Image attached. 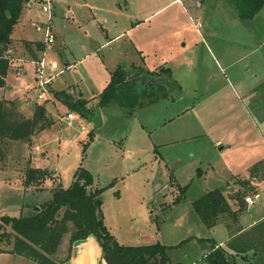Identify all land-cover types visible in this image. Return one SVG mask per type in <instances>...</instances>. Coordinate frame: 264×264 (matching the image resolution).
I'll return each mask as SVG.
<instances>
[{"label": "rangeland", "instance_id": "obj_1", "mask_svg": "<svg viewBox=\"0 0 264 264\" xmlns=\"http://www.w3.org/2000/svg\"><path fill=\"white\" fill-rule=\"evenodd\" d=\"M31 1L35 2L33 5L24 6L11 34L45 40L46 26L49 23L52 31L56 32L57 39L54 43H47V53L39 54V59L45 56L48 65L51 61H56L58 74L50 82L45 83L44 91L47 95L41 100L38 98L40 86L37 81L36 61H25V71L20 72L16 69L9 71L7 75L8 88L5 90V95L16 98L20 106L23 107L21 111L26 115L32 114V110L28 109L27 97H31L34 101L39 100L40 103L47 102V106L52 108L48 113L51 115L49 117L53 120L55 116V122L51 128L39 132L34 138L35 143L33 140H8V144L5 146L6 156L0 161V216L32 213L35 207L52 196V188L50 190L41 186L51 187L54 184L62 183L63 186L68 187L74 179L77 167L82 165L92 171L94 180L99 185L114 181V184L103 192V217L108 228L120 242L136 244L161 241L166 244H177L183 239L205 233L206 227L198 219V212L194 208L193 201L214 186L223 187L226 185L225 178L227 177L226 172H223L224 166L217 164L216 169L212 167L217 161L215 155L219 151H214L215 147L210 141L211 137L208 139L203 134H199L195 139H186L175 145L163 147L161 151L164 158H156L157 151L151 137L156 135L161 128L163 112L159 105L146 103L136 109L129 110L126 105L110 103L102 106L103 123L100 127L95 128L92 114L82 115L67 106L62 107L61 102L59 105H57L58 102H54V105L49 102L54 96L52 93L54 90L50 85L55 89H61L74 83L77 96L83 93V96L90 97L94 93H99L108 78V69L105 66L114 68L118 65L132 69L134 63L143 64L146 67H148L147 65L154 67L158 65L157 61L161 57L156 54L158 51L155 49V42L159 30L155 25L163 16L175 13L178 5L171 4L163 12L154 14L150 23L154 26L153 28L149 27V23H144L140 27L132 28V31L126 33L124 37L102 45L97 51L95 47L98 42L103 43L106 39V33H104L106 31H103L101 24L104 27L108 26L110 33L119 31L130 25L131 22L135 24L142 14L154 11L163 3L171 0H125L126 3L124 0H53L50 12L43 10L40 0ZM216 2L215 0H204L199 13L202 25L204 23L205 26L201 27L200 31L205 30L208 17L212 15L215 22L223 24L226 29L232 32L236 31L235 29L239 33L252 29L255 31L256 37L261 33L264 34V11L253 22L246 20L235 23L230 20L232 15L229 18L218 17L216 14L218 12L215 9ZM262 8L264 10V6ZM192 26L193 24H190L188 28L189 44L196 40L197 42L192 48L197 49V55L203 57L205 42L196 28L191 29ZM144 32H147V35L142 38L141 43L143 48L145 46L146 50L148 48L145 62L136 55V52L131 51L132 48L128 43L132 41L135 45L136 36ZM59 42L62 44L59 45ZM124 49L126 52L123 51ZM163 55L166 56L165 53ZM64 59H69L74 64L68 68ZM134 59H137V62L132 64ZM14 62L18 67L22 64L23 59L16 58ZM208 64L209 62L207 65L203 63L202 66L208 69ZM48 67L50 68V66ZM61 69H63L62 72ZM206 69L198 70V72L202 71V74L199 72L200 78L204 77L205 72L203 71H207ZM50 72L52 71L48 69L47 76ZM151 73L158 75L159 71L155 70ZM177 79L184 81L178 75ZM198 80L199 78L190 85L189 83L184 85V97L178 96L176 94L178 91L174 90L176 98L170 96L166 100L162 99L160 103L165 102L169 105V109L172 110L169 113H175L178 108L183 109L184 105L192 103L194 99L197 100L202 94H207L206 86L201 85ZM141 82L139 80L138 84ZM215 85H212V89L216 87ZM225 93L223 91L209 99L206 98L205 101L203 100L197 105L194 114L190 113V115L177 118L173 125H177L183 134L191 131V126L197 128L196 131L200 133L214 124H219V121L224 123L227 110V107L223 105V94ZM48 94L52 95L48 96ZM29 100L31 99L29 98ZM229 100V104L232 106L230 109L235 108L236 104L233 105L235 101L232 103L233 99L230 93ZM258 101L255 99V102L258 103ZM39 102H34L33 106ZM93 108H95L93 109L95 113L96 104ZM207 109L212 111L209 113V110L206 111ZM48 110L50 109L48 108ZM69 111H73L76 117L68 120L66 116ZM62 117V121L59 120ZM229 126L235 127L231 122ZM157 127L159 129H156ZM151 130H153L152 133ZM91 131L92 133H90ZM38 146H40L39 151L36 150L39 148ZM129 151H132L133 154L129 155ZM30 162L32 165L42 166L53 171L55 170L53 166L56 164V175L52 172L46 181L44 180V183L30 184L32 187L28 188L29 185L24 183V177ZM199 167H202L208 174L204 176L198 172ZM242 169L244 171V167ZM257 175L259 179L264 176V166L260 167ZM54 176L57 177L53 181L52 177ZM158 184H165V188L169 187L168 192L164 191L165 188L163 191H157ZM185 185L187 188L182 191L181 186ZM246 193L254 192L247 190ZM262 193L264 195V190ZM180 195H183V198L177 200ZM263 200L264 196L257 199L256 204L249 211H245V217L251 220L252 214L255 213L254 208H258L255 217H259L261 215L259 209ZM225 214L227 215V213ZM262 225L264 222L258 221L254 228ZM5 228L12 231L10 225ZM212 232L217 240H221L227 235L226 229L219 226ZM234 236L231 240L252 239L247 235L244 237ZM258 238L264 240L263 235ZM12 245L13 239L0 242L2 248L9 249ZM210 247V244L194 246V241L190 240L169 251L172 260L190 264L195 263L192 262L193 258H199ZM79 248L81 246H75L70 242V232H68L59 246L57 255L63 260L67 254L71 253V259L74 257V250ZM202 248L204 249L202 250ZM256 249H259L260 252L254 264H264V245L259 244ZM23 258L0 257V264H22V262L35 264L33 260ZM80 258L82 261L83 253ZM236 260L238 264H241L240 257L236 256ZM60 264L65 263L60 262ZM97 264H101L99 259ZM199 264L209 263L203 261Z\"/></svg>", "mask_w": 264, "mask_h": 264}, {"label": "crops", "instance_id": "obj_2", "mask_svg": "<svg viewBox=\"0 0 264 264\" xmlns=\"http://www.w3.org/2000/svg\"><path fill=\"white\" fill-rule=\"evenodd\" d=\"M215 1H217L215 3V9L217 10L216 12H218L216 13L218 17L229 18V16L232 15L231 16L232 18L230 20H232V22L235 23L236 21H246V20L253 22L256 18H259V16L262 14V11H264L262 10L263 9L262 8L252 18L242 19L234 11V9L231 8L227 0H215ZM34 2L35 1L29 0L28 3L25 4L24 6H27L29 4L33 5ZM171 4L178 5L175 13L163 16L159 20L158 24L155 25L157 26L156 29L159 30V32H157L158 36L155 42V49L158 51L156 54H159L161 57V59L157 61L159 64L155 65V67L150 65H147L148 67H146L143 64H136L134 62H137L138 59L137 57V59H134V61L132 62V64L134 63L132 69L126 67L123 68H126L128 72L132 73L133 76H137V78H139L138 80L142 81L141 89L142 88L145 89L148 86H152V85L165 84L166 87L165 94L160 96L154 102H149V99H143V103L140 104V105H145L146 103L147 104L151 103L152 105L154 104L159 105V107H161L163 112L162 113L163 119L161 120V125H160L161 128L159 129V127H157L156 129H159L157 131V134L152 135L151 137L152 142L155 145V150L157 151V153H155L156 158H164V154L161 151V148L163 147H167L169 145H175L176 143H180L186 139H195L196 136H198L199 134L200 135L203 134L204 136L208 137V139H210L211 137L210 141L215 147L214 151H219L218 154L215 155L217 157V161L212 167L216 169L217 164H221L222 166H224L223 172H226L225 174L227 176L225 178L226 185H223V187L220 188L223 190L224 194L228 198L233 213L231 212V214H227V215L221 214L219 216L217 223L212 227H207L200 218L199 214L197 213L198 219L201 221L204 227H206L207 230L205 233H199L198 235L210 236L215 240L217 245L225 246L231 252L233 253L235 252L236 256L240 257L241 264H254L255 256H256L254 253H256L258 250L255 249V242H257V240H254V238L258 235L264 236V226H260L258 228H254V227L258 221L264 222V200L262 201L261 208L259 209L261 215L256 218L255 216L257 215L256 211L258 210V208H254L255 213L252 214L253 217L250 220L247 217H245V211L246 210L249 211L251 207L254 204H256V202L252 205H248L245 202V200L239 201L235 197V192L244 189L239 179L250 177L251 176L250 169L252 168V166L258 161L264 159V104H261L264 103V34L261 33L258 37H256L255 31L252 29L248 31L244 30L241 33H239L237 29H235L236 31L232 32L231 30L226 29V27L223 24L220 25L217 22H215V20H213L212 15L208 17V22H206L205 30L200 31V28L205 26L204 23L202 25L201 16L199 13L201 11L200 10L201 6H203L204 4V0H202V2H200V0H171L167 3H163L154 11L142 14L140 17H138L139 19L135 21V24L134 23L132 24L131 22L130 25H127L126 28L120 29L119 31H114L110 33L109 27L108 26L104 27L103 24H101L103 31H106L104 32L106 33L105 34L106 39L103 43L98 42L95 48L97 51H99L102 45H106L107 43H112L115 40L124 37L126 33L132 31V28H135L137 26L140 27L144 23L145 24L149 23L148 24L150 25L149 27L153 28L154 26L150 24L152 16L157 12L159 13L163 12ZM97 20L99 19L97 18ZM190 24H193L192 26L193 28L191 29L194 30V28H196L200 37L203 38L205 42V50L203 53V57L201 55H197V49L192 48L193 45L197 42L196 40L193 41L194 43L191 42L189 44L190 41H188V38L190 36H189L188 28ZM54 34H55V40L50 43H54L57 39L56 32H54ZM146 35L147 32H144L138 34L135 40L132 38L135 41V45H133L132 41L128 42L132 48L131 51L136 52V55L139 56V58L142 59V61L144 62L148 55V48L147 50L145 49L146 46L143 48L141 42H142V38L145 37ZM11 36H12V43L9 46L10 49L9 53L12 54L14 58H13V64L11 65L9 71L11 69H16V71L23 72L25 71L24 62L28 60H33L32 59L33 56L30 50L27 49L26 47L27 45L25 41L26 40L36 41L39 39L26 38L22 36H13L12 34ZM137 37H138V41H137ZM40 40L43 41L46 46L44 51H39L38 53L40 55L44 53L45 55L48 50L47 47L48 42L42 39ZM60 44L62 43L59 42V45ZM123 51L126 52L125 49ZM164 53L166 56L163 55ZM16 58H18L19 60L23 59L22 64L20 63L22 66L19 65L17 67V65H15L14 61ZM64 61L68 68L74 64L69 59H64ZM208 62H209L208 69H211L210 71L206 69V67L202 66L203 63L207 65ZM105 67L108 69V78L104 87L111 79L113 71L119 68V66L117 65L114 68H110L109 66H105ZM202 68L203 70L206 69L207 71H203L205 72L204 77L201 76L202 78H200V73L202 71L201 72L199 71L200 72L199 73L198 70H201ZM213 69L214 71H212ZM155 70L159 71L158 75L157 74L153 75L151 73L152 71ZM145 74H148L150 76L149 77L146 76L144 78ZM177 75L180 76L181 79L184 81H179L177 79ZM165 78L167 79V81H165ZM198 78H199L198 80L199 83L203 86H206L205 89L207 94L200 95L197 100L194 99L193 100L194 103L192 102V103H188L187 105H184V107H182L183 109H179V108L176 109L177 113L176 112L169 113L172 111L169 109V105L165 102L160 103L162 99L166 100L170 96L176 98V96L173 93L174 90L175 92L178 91L176 92L178 96L181 95L182 97H184V88H185L184 85L188 83L190 85L195 79L197 80ZM148 79H150V81ZM212 85H215L216 87L212 89L213 88ZM50 87H52L53 88L52 90H54L52 92L54 96L52 99L49 100V102H51V104H53L54 102H58L57 105H59V103L61 102L62 107L64 106L68 107V105L55 94V92L58 90L67 91V93H70L73 99L75 100L80 97L87 98L89 100L87 105L93 107L94 104L97 105L99 100V94L104 88L103 87L99 93H94V95L90 97H85L83 96L84 95L83 93H81L80 96L76 95L74 83L68 84L65 88H61V89H55V87H53L52 85H50ZM7 88L8 85H7V76H6V85L0 87V98L15 99L17 101L16 98H12L5 95V90ZM223 91L226 92L225 94H223V98H224L223 105L227 107V110L225 111L226 116L224 117L226 118V120H224V123H221V121H219V124H214L212 127L206 128L203 132L199 131L200 133L196 131L197 128L191 126L192 130L189 131L188 133H183V134H181L179 128H177V125H173V123L177 118L190 115V113L194 114V112L197 109V105L203 102V100L205 101L206 98L209 99L212 96L222 93ZM229 93L231 94L233 99L232 103L235 101L233 105L236 104L235 108L232 109H230L232 106H230L229 104L230 103ZM45 95H47V93L44 92L43 97L41 98L38 97V98L43 100ZM51 95L52 94H48V96ZM29 98L31 100H29ZM26 99L29 105L28 109L30 111L32 110L33 113L34 111L33 104L36 101L39 102V100L34 101L31 97H27ZM255 99L259 100L258 103L255 102ZM113 102L125 106V104H123L120 100L114 99L110 103ZM45 104L47 108V115L49 116L50 114L48 113L52 110V108L47 106L48 104L47 102ZM18 105L20 110H22L23 107L20 106L19 103ZM140 105H137L134 109H136ZM98 107L102 108V106H98ZM48 108L50 110H48ZM208 110L209 109H207L206 111ZM210 111L212 110H209V113ZM221 112L223 113L222 110ZM53 118H54L53 120L52 118L50 119L54 123L55 116ZM62 119L63 117L60 118L59 120L62 121ZM67 119L69 120L70 118ZM230 122L232 123V126L235 125V127H230L229 126ZM53 123L47 128H51ZM152 131L153 130H151V133ZM38 134L39 132L33 136L32 138L33 143H35L34 138ZM38 147L39 148L36 149L37 151L40 150V146ZM132 154L133 152L129 151V155ZM29 165H32V163ZM243 167H244V171L242 169ZM53 168L55 169L53 173L56 175V164L53 166ZM198 172H200L204 176L208 174L207 171L205 173L202 167H199ZM56 177L57 176L52 177L53 181L56 180ZM173 180L176 182L175 179ZM45 181H43V183ZM231 181L232 183H229ZM251 183L256 185L257 191H259L260 193L263 192L264 177H261L259 179L258 175H254L251 177ZM98 185L99 184L97 183V181L94 180L93 187ZM54 186L55 184L51 187H47L45 185L41 187L43 188L46 187L51 190V188H53ZM218 186L219 185H217V187ZM30 187L32 186L29 185L28 188ZM214 187H212L211 189H213ZM164 188H165V184H158L157 191H163ZM168 190L169 187H166L164 189V191L166 192H168ZM207 191H205V193ZM261 195L264 196L263 193ZM38 207L39 206L35 207V209ZM217 226L226 229L227 235L225 238H222L221 240H217L215 236H213L212 234L213 233L212 231L215 230ZM233 235L235 236L247 235L250 238H252L251 240H236V245L238 246V248L243 246L248 247L247 249L248 251L245 252L248 254V256L245 257L244 253H239V251H236L235 249L232 248L233 240L231 239L233 238ZM90 238H92L93 240H89ZM192 240L194 241V246H201V244L211 245V242L209 240L202 242L198 241V239L196 238H193ZM91 241L95 245L96 256L98 255V258H96V256L92 257L89 252V248H90L89 243ZM81 245L82 247L78 249L79 251L78 254L74 255V257L71 258L72 264H97L98 259L101 261V264H107L105 259L102 258V249L98 241L96 240L95 236H88L87 240ZM203 249L204 248H202V250ZM209 249H211V247L206 250ZM81 253H83L82 261L80 258ZM0 254H1L0 257H11V259L12 257L13 258L18 257V259L24 257L22 255L12 252L10 253L0 252ZM197 258L198 257L193 258L192 262L195 263H190V264H199L196 263ZM23 259H27V258L24 257ZM22 264H29V262H22Z\"/></svg>", "mask_w": 264, "mask_h": 264}, {"label": "trees", "instance_id": "obj_3", "mask_svg": "<svg viewBox=\"0 0 264 264\" xmlns=\"http://www.w3.org/2000/svg\"><path fill=\"white\" fill-rule=\"evenodd\" d=\"M28 1L0 0V87L6 85V76L13 64L14 56L9 53V46L12 43L11 33ZM227 1L242 19L252 18L264 6V0ZM25 42L27 49L33 56L32 59L39 60L38 52L44 51L45 43L41 40H26ZM146 76L144 75V78ZM138 79L125 68H117L100 92L96 107L107 105L112 100L117 99L125 104L129 110H133L137 105L143 103V99L154 102L166 93L165 84L152 85L139 90ZM55 94L70 109L78 111L82 115H93L95 108L87 105L89 102L87 98L80 97L75 100L65 90H58ZM52 123L53 121L47 115L45 103H36L32 115H26L20 110L15 99L0 98V161L6 156L5 146L8 144V140L32 141L36 133ZM260 165L264 166V159L252 166L250 177L239 179L244 187V189L235 192V197L239 201L245 200L247 190L257 191L256 185L251 183V177L257 175ZM52 172L53 170L49 168L28 165L24 183L26 185L41 184ZM93 184V173L85 166L80 165L74 173L71 184L65 187L62 183H57L52 188L51 198L42 202L32 213L18 216H0V242L13 239L12 247L9 249L0 247V252L22 255L33 260L35 264H60V262H65L71 257V253H69L62 260L57 255L65 234L70 232V242L73 243L76 239L88 237L93 233L101 246L102 258L107 264H184L180 260H172L169 250L196 238L200 242L207 240L211 242V249L197 258L196 263L205 261L209 264H238L236 253L231 252L225 246L217 245L210 236L195 235L183 239L177 244H166L161 241L136 244L120 242L108 228L103 217V192L112 186L114 181L94 187ZM186 188L187 185L181 186L182 191H185ZM182 198L183 195H180L177 200ZM193 205L207 227L215 225L221 214H231L232 212L228 198L220 187L210 189L195 199ZM7 225L11 226L12 231L5 228ZM240 236L244 237V235ZM258 237L254 238L257 240L255 249L259 244L264 245V240H260ZM89 240L93 239L90 238ZM232 243L233 249L239 253H244L245 257L248 256L245 253L248 251L247 246L238 248L236 240H233ZM89 244V252L92 257H95V245L92 241ZM259 252L258 249L254 254L257 256Z\"/></svg>", "mask_w": 264, "mask_h": 264}, {"label": "built area", "instance_id": "obj_4", "mask_svg": "<svg viewBox=\"0 0 264 264\" xmlns=\"http://www.w3.org/2000/svg\"><path fill=\"white\" fill-rule=\"evenodd\" d=\"M42 2V8L44 11L50 12L52 9V0H40ZM55 40V34L52 31L51 25L48 23V25L46 26V31H45V41L46 42H53ZM36 64H37V72H38V77H37V81H39V97H43L44 95V86L45 83H48L52 80V78L58 74L57 70H58V64L57 62H53L51 61L50 64L48 65L45 57L39 59V60H35ZM50 66V68L48 67ZM49 69L50 74L47 76V70ZM63 71V69H61V72ZM55 72V73H53ZM76 114L73 111H69L67 114V118H75ZM82 128H84L82 126ZM261 193L259 191H255L252 194H246L245 196V202L248 205H252L256 202L257 199H259L261 197Z\"/></svg>", "mask_w": 264, "mask_h": 264}, {"label": "water", "instance_id": "obj_5", "mask_svg": "<svg viewBox=\"0 0 264 264\" xmlns=\"http://www.w3.org/2000/svg\"><path fill=\"white\" fill-rule=\"evenodd\" d=\"M150 81V79H148ZM165 81H167V79L165 78ZM92 119H93V122H94V127L95 128H98L102 125L103 123V119H102V113H101V108L100 107H97L95 113L93 114L92 116ZM90 236H94V234H90ZM88 237H84V238H78L76 239L73 244L75 246H80L82 243H84L86 240H87ZM78 249H75L74 250V255H77L78 254ZM65 264H71V259H68L64 262Z\"/></svg>", "mask_w": 264, "mask_h": 264}, {"label": "flooded vegetation", "instance_id": "obj_6", "mask_svg": "<svg viewBox=\"0 0 264 264\" xmlns=\"http://www.w3.org/2000/svg\"><path fill=\"white\" fill-rule=\"evenodd\" d=\"M138 89L140 90L141 89V85L139 84V86H138Z\"/></svg>", "mask_w": 264, "mask_h": 264}]
</instances>
